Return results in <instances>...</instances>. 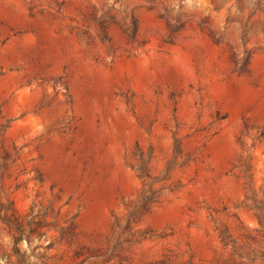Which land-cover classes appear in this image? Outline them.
<instances>
[{
    "label": "rangeland",
    "instance_id": "1",
    "mask_svg": "<svg viewBox=\"0 0 264 264\" xmlns=\"http://www.w3.org/2000/svg\"><path fill=\"white\" fill-rule=\"evenodd\" d=\"M0 264H264V0H0Z\"/></svg>",
    "mask_w": 264,
    "mask_h": 264
},
{
    "label": "trees",
    "instance_id": "2",
    "mask_svg": "<svg viewBox=\"0 0 264 264\" xmlns=\"http://www.w3.org/2000/svg\"><path fill=\"white\" fill-rule=\"evenodd\" d=\"M2 219L4 222H6L8 224L13 223L12 220L7 216V214H5Z\"/></svg>",
    "mask_w": 264,
    "mask_h": 264
}]
</instances>
